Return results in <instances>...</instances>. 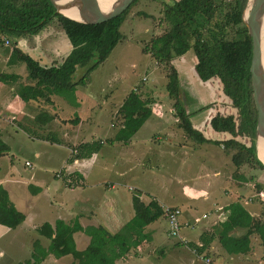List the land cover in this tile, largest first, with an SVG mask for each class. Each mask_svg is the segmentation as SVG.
<instances>
[{
    "label": "crops",
    "instance_id": "obj_1",
    "mask_svg": "<svg viewBox=\"0 0 264 264\" xmlns=\"http://www.w3.org/2000/svg\"><path fill=\"white\" fill-rule=\"evenodd\" d=\"M48 27L44 29L45 34L42 36H8L5 37V42H9L8 47H12V43L16 42L24 53L43 67L54 66L70 53L72 45L56 22ZM5 47L6 45H0V75L8 68L9 72L6 74L19 75L21 79L14 85H8L9 95H2L0 91V140L9 147L8 152L0 155V169L6 166L11 168L10 173L0 178V188L6 189L16 209L25 215V221L16 229L5 227L11 230L8 233L5 232L6 229L0 230L1 252L2 248L9 246L13 249V246L18 245L21 252V249H30V255L35 241H40L42 247L47 248L49 244L45 245L46 241L50 243V240L39 235L37 228L44 223L54 225L58 220L79 224L83 229L102 227L108 233L116 234L133 219V198L138 195L146 205L156 202L162 210L164 207H177L182 211V230L187 233L196 228L199 235L196 239L187 240L186 245L181 241H176L175 245L189 247L197 264L201 262L193 250L202 247V239H211L210 245L203 251L204 254L210 256L209 253L214 250L219 252L220 258L215 260L214 264H218L220 259H224L226 264H233L231 262L237 258L247 262L252 259V237L251 251L239 255H229L218 239L221 226L229 215L227 208L232 203L240 201L251 214L263 216L258 203L252 202V176L243 174L242 167L225 169L221 158L217 160L197 156L195 159L198 143L188 140L186 134L180 130L178 118L172 109L174 101L167 94L163 95L155 92L156 90L149 92L147 96L144 94L141 98L151 105L152 116L128 143L117 142L114 138L124 121L119 109L130 93L123 82L118 86L110 83L108 99L100 105L96 102L89 103L90 96H87L85 90L88 84L77 87L76 105L69 104L57 95L51 96V103L43 100L25 103L15 94V88L27 83L26 68L24 65H8L13 47L9 48L10 50ZM174 65L179 74L180 99L190 115L192 125L212 141L229 139L228 134L217 133L211 126L217 114L210 112L209 106L218 95L217 88L210 85V81L203 83L190 64ZM197 82L207 85L211 91L207 92L206 86L199 88ZM1 84L0 81V87ZM117 88H120L121 92L114 96ZM133 90L138 92V88ZM105 105L114 108L108 117L104 116L102 109ZM66 109V113L69 112L73 117H61ZM113 113L119 114V125L111 124ZM11 118L13 121H25L31 140L38 142L33 145L30 142L28 154L33 161H25V167L31 170L30 173H18L14 162L6 163L11 161V155L14 156L10 137L17 135L8 126L7 120ZM11 125L14 126V122ZM98 131H103V138H96ZM82 144L89 147L80 152L78 146ZM199 145V148L203 147L202 156L218 154L216 147L228 152L223 145ZM91 148H94V152L89 154ZM199 151L201 152L200 149ZM78 154H83L84 157L77 158ZM5 158L6 161H1ZM27 163L29 165H26ZM33 163H38L37 168ZM53 166H59L61 177L57 176L58 172L50 175L49 169ZM194 172L201 184L197 187L199 191L190 195L183 186L188 182L192 183ZM5 173L6 169L2 174ZM55 180L60 182V187ZM262 194L264 196V193ZM203 201H206L209 209L197 214L194 205L202 204ZM164 229L168 231L167 223ZM142 231L145 230L142 228L139 233L143 242L134 248L137 254H140L144 243ZM245 232V229L239 228L235 229L232 235L241 237ZM5 235L14 236L4 242L7 239ZM23 236L35 238H30L27 242ZM18 237L20 239H17ZM74 241L76 248L82 251L89 245L90 237L83 231H77ZM217 243L219 249H216ZM67 258L55 257L51 260L48 255L41 263L48 264L52 261L54 264H65L69 261ZM124 258L126 260L123 261L122 258L116 264H140V258L134 252L127 253ZM72 259L70 264L74 262Z\"/></svg>",
    "mask_w": 264,
    "mask_h": 264
},
{
    "label": "trees",
    "instance_id": "obj_2",
    "mask_svg": "<svg viewBox=\"0 0 264 264\" xmlns=\"http://www.w3.org/2000/svg\"><path fill=\"white\" fill-rule=\"evenodd\" d=\"M140 1L135 0L114 19L100 24H84L58 14L50 0H0V43L8 36H37L56 22L72 45L65 58L52 67L44 68L24 53L16 42L12 43L8 65H24L27 71V83L19 85L17 91L20 99L25 103L32 100L51 103V96L57 95L76 105L77 87L89 84L91 73L125 39L121 28L131 9ZM159 3L166 29L161 35L151 37V45L147 46L146 43L143 53H151L156 64L166 65L170 69L167 91L170 99L174 100L179 127L198 144L213 143L223 145L226 151L234 150L231 159L236 168L250 166L264 170L256 149L257 111L250 72L252 40L242 20L246 0H175L171 4ZM136 16L151 17L144 10L133 14V17ZM190 49L195 54L194 70L198 78L204 83L219 79L223 94L236 110L235 114H218L211 122L215 132L230 136L225 141L207 139L192 125L190 115L181 102L179 74L172 62ZM20 79L19 75H0V81L8 85H14ZM119 110L124 121L114 141L126 144L152 116V108L139 93L131 91ZM78 147L81 152L89 146L82 144ZM8 148L0 140V155L8 152ZM92 152L94 148L89 150V154ZM81 157L84 155H77V158ZM133 208V219L116 234H110L102 227L83 229L79 224L61 220L54 225L44 223L37 228V232L49 239L50 243L43 248L40 241H35L31 259L24 264H40L48 255L71 257L76 264H116L131 248L141 245L143 238L139 231L164 215L156 202L146 205L138 195L133 198ZM227 210L229 215L218 234L219 242L229 255L247 254L251 251V237L258 235L264 241V218L248 212L240 201L229 205ZM24 221L25 215L16 209L6 189L1 187L0 225L16 229ZM239 228L245 229V234L233 236L232 232ZM77 231H83L90 237L89 245L82 251L76 248L74 241ZM210 242L211 239H202V247L197 248V252L203 253Z\"/></svg>",
    "mask_w": 264,
    "mask_h": 264
},
{
    "label": "rangeland",
    "instance_id": "obj_3",
    "mask_svg": "<svg viewBox=\"0 0 264 264\" xmlns=\"http://www.w3.org/2000/svg\"><path fill=\"white\" fill-rule=\"evenodd\" d=\"M175 0H158V1H147L142 0L137 3L132 9L131 13L127 17V20L123 24L121 30L125 35V39L118 44V46L115 48V50L112 52V54L109 56V58L101 64L96 70H94L90 77V84H88L86 93L87 96H90L89 103L94 104L95 102L100 104H103L102 102H105L108 99V92H110V83L117 85L120 82H123L125 86L128 88V93L131 91H134V88H138V92L140 96H146L151 91L160 92L161 94H167L169 97L168 91H167V84H168V75L170 73V69L166 65H159L156 64L152 54H145L143 53V49L146 43H148L147 46H150L151 44V37L153 35H161L165 31V22L163 20V16L161 14L162 7L159 2H167V3H173ZM140 10L146 11L151 17H143V16H136L133 17V14L137 15V12ZM203 22V21H202ZM195 27V26H194ZM49 28V27H48ZM61 30V29H60ZM45 34V31L43 30L39 36H42ZM150 41V42H149ZM0 45L5 46L6 49L10 50L5 40L0 43ZM11 46V45H10ZM195 54L193 50H189L183 57L175 59L172 64L173 66L175 64H190L191 69H193L195 65ZM5 71V72H4ZM4 73H8V68L3 70ZM201 82V81H200ZM204 83V82H203ZM199 88H203V86H206L205 90L211 91V89L208 88L207 85H202V83L197 82L196 83ZM210 85L214 86L218 90V95L215 97V101L210 104L209 110L212 113L218 114H235L236 110L232 108L231 101L225 97V95L222 92V85L219 81V79L214 78L210 80ZM124 87V89L126 88ZM0 91L2 95H9L10 87L8 84H1ZM19 87L15 88L16 95ZM108 89V90H107ZM121 92L120 88L115 89L114 96H116L118 93ZM136 92V91H135ZM208 92V91H207ZM207 96V93L204 94ZM94 96V97H93ZM95 98V100H94ZM122 98V96H121ZM170 98V97H169ZM172 100V99H171ZM174 101V100H173ZM174 104L172 105L173 113L174 111ZM103 112L104 116L108 117L111 111H113L114 108L103 106ZM117 110V109H116ZM67 109L64 113L61 114L62 118H65L67 115L68 117H73V115H70L69 112H67ZM99 112H97L98 115ZM114 118L111 119V124L119 125L120 118L119 114L113 113ZM116 114V116H115ZM108 115V116H107ZM103 119V117H100ZM8 126L11 128V130L16 133L17 135H13V138L10 137L11 141L10 144L13 148V155H11L10 160L6 161V158L1 161H6V163L14 162V168L18 173L27 172L30 173L31 170L25 167V161H33L31 158V155L28 154L30 142H32V145L38 142L32 141L30 138V133L28 132L26 128V122L23 120L16 119L13 121V118L7 120ZM14 122V126L11 125V123ZM100 123V122H99ZM103 123V121H102ZM100 127H102L100 125ZM183 133L184 131L180 129ZM103 138V131L97 132V139ZM92 139V138H91ZM188 140H192L188 137ZM192 142V141H189ZM194 143V142H192ZM42 144V143H41ZM196 143H194L195 145ZM199 148V144H196ZM216 147V146H215ZM196 149V155L194 156L195 159H197V156H200L202 158H216L217 160H220L221 158V164H224L225 169H232L234 168V164L232 162V159L230 155L234 153V150H230L228 152H225L223 150H220L219 147H216L215 149L219 152L218 154H212V156H202L203 153V147H200L199 149ZM65 152L68 150H64ZM13 157V158H12ZM34 167L37 168L38 163H33ZM5 166V165H4ZM2 167V165H1ZM35 168V169H36ZM243 174H246L247 176H252V202L258 203L259 207L261 208V214L264 216V170H260L259 168L250 166H243ZM6 169V173L3 175ZM14 169H12L13 171ZM34 170V169H33ZM50 175L54 172H59V166H53L49 169ZM58 170V171H57ZM11 172V168L8 169V166L3 167L0 169V178L5 177L7 173ZM58 180H55L57 185L60 187V182H57ZM192 183L188 182L187 185L183 186L185 191H189L190 195H195L199 189L197 188L201 184V180L198 179V176H196V172L193 173ZM260 186V187H259ZM190 189V190H189ZM263 191L259 193V191ZM201 191V190H200ZM234 193V192H233ZM235 195V193H234ZM232 197V196H231ZM234 197V196H233ZM210 201H213L210 199ZM196 209V213L200 214L203 210H208V204H206V201H203L202 204H195L194 205ZM166 226V221L164 216L159 217L156 221L151 223L150 225L143 228L142 234L144 236V243L140 249V254L135 253L134 248H131L128 254L133 253L140 258V264H197L196 258L191 255L189 247L186 246H177L175 245L176 241H182L181 238L185 237L186 240H193L196 239L199 235V231L194 228L190 232H187L185 230H181L180 237L178 238H172L169 235V232L166 231L164 228ZM0 230H5V227L0 226ZM156 228V229H155ZM150 229H155L150 230ZM158 232H157V231ZM11 230L6 229V233H8ZM14 235H10L7 237V239L4 240V242H8L10 240L9 238H12ZM18 236H22L21 234H18ZM31 236V235H30ZM30 236H23L24 238L28 240L35 237ZM150 237V238H149ZM17 239H20L18 237ZM49 241H46L45 245H48ZM216 249H219L218 243L215 244ZM1 249V248H0ZM3 252L0 250V264H24L28 260L31 259V254L29 255L30 249H21L23 252L20 251V248H18V245L13 246V249H10V247L2 248ZM5 249V251H4ZM34 249H32L33 252ZM28 251V252H27ZM213 261L219 259V252L217 250L212 251L209 253ZM55 258L53 255H50V259ZM27 259V260H26ZM71 257H68L65 264L71 263ZM127 259V257H126ZM123 256V261L126 260ZM144 259V260H143ZM73 260V259H72ZM218 264H226L224 259H220L217 261ZM248 262H252L250 264H264V241L260 238L258 235H254L252 237V259ZM247 261L237 258L236 261H232L233 264H249ZM76 264V262H73ZM42 264V263H41ZM48 264H54V262H50ZM60 264V263H59Z\"/></svg>",
    "mask_w": 264,
    "mask_h": 264
},
{
    "label": "water",
    "instance_id": "obj_4",
    "mask_svg": "<svg viewBox=\"0 0 264 264\" xmlns=\"http://www.w3.org/2000/svg\"><path fill=\"white\" fill-rule=\"evenodd\" d=\"M135 0H50L56 12L73 21L84 24H100L120 16ZM73 13L78 19L69 16ZM87 14L98 15L86 19ZM264 0H246L242 20L252 40L251 79L253 99L257 111L256 149L260 162L264 140V39L263 23ZM43 67V66H42ZM52 67V66H51ZM45 68V67H44Z\"/></svg>",
    "mask_w": 264,
    "mask_h": 264
},
{
    "label": "built area",
    "instance_id": "obj_5",
    "mask_svg": "<svg viewBox=\"0 0 264 264\" xmlns=\"http://www.w3.org/2000/svg\"><path fill=\"white\" fill-rule=\"evenodd\" d=\"M6 43L7 45L9 44L8 41H6ZM26 165H29V163H27ZM57 176L61 177V172H58ZM163 214L167 223L169 235L173 238L180 237V233L183 226L181 222L182 211L177 207H164ZM181 240V242H183L185 245L187 244L186 239L181 238ZM193 252L196 254L201 264H214V261L210 256L204 253H198L197 249H194Z\"/></svg>",
    "mask_w": 264,
    "mask_h": 264
},
{
    "label": "bare ground",
    "instance_id": "obj_6",
    "mask_svg": "<svg viewBox=\"0 0 264 264\" xmlns=\"http://www.w3.org/2000/svg\"><path fill=\"white\" fill-rule=\"evenodd\" d=\"M69 16L72 18L78 19L73 13H70ZM97 16L98 15H95V14H87V16L84 18L91 19V18H96ZM262 27H263V39H264V19H263ZM259 144H260V147H262L261 158L264 161V140L260 139Z\"/></svg>",
    "mask_w": 264,
    "mask_h": 264
}]
</instances>
